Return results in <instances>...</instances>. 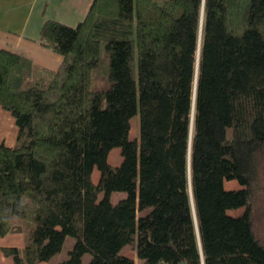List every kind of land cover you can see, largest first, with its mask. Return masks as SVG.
Listing matches in <instances>:
<instances>
[{"label": "trees", "instance_id": "16d2710c", "mask_svg": "<svg viewBox=\"0 0 264 264\" xmlns=\"http://www.w3.org/2000/svg\"><path fill=\"white\" fill-rule=\"evenodd\" d=\"M38 41L62 56L52 72L0 48L18 127L0 142V235L27 234L4 255L39 264L72 236L56 264H135L126 244L142 264H264V0H92Z\"/></svg>", "mask_w": 264, "mask_h": 264}, {"label": "crops", "instance_id": "0c3cea01", "mask_svg": "<svg viewBox=\"0 0 264 264\" xmlns=\"http://www.w3.org/2000/svg\"><path fill=\"white\" fill-rule=\"evenodd\" d=\"M91 2L92 0H0V48L27 57L43 73L54 71L62 56L39 43L38 34L42 22L45 19H56L74 26L83 19ZM17 133L14 117L0 106V142L8 146L15 145ZM26 244L25 231L0 235V264H15L11 257L4 255L3 247L23 248ZM129 255L135 264H142L134 255Z\"/></svg>", "mask_w": 264, "mask_h": 264}, {"label": "rangeland", "instance_id": "374dc122", "mask_svg": "<svg viewBox=\"0 0 264 264\" xmlns=\"http://www.w3.org/2000/svg\"><path fill=\"white\" fill-rule=\"evenodd\" d=\"M158 1L161 2L162 0H158ZM101 48H102L101 49L102 55H104L103 46ZM138 135H139V116L138 114H135L130 119V130L128 134L129 144L134 145L135 139L138 138ZM121 160H122V156H121L120 148L114 147L113 149H111L108 155L109 163L113 166H117L120 164ZM261 167H262V170H264V162H261ZM98 178H99V171L96 168H94L93 173H92V179L94 181H98ZM257 181H258V185H260L261 182L264 183V179H257ZM225 185L227 188H240V185L235 180L226 181ZM101 196L102 194L99 195V197ZM125 196H126V193L123 191H114L111 193L110 199L112 202L115 203L119 199L124 198ZM150 210H151V207L143 208L139 211V214L141 215L149 214ZM230 213L240 214L242 213V209L231 210ZM260 219H261V222H258V225L260 226L261 231L264 232V213L263 215L260 216ZM73 244H74V238L72 236H66L62 249L58 253L53 255L49 260L42 261L41 264H56L57 262L67 258L68 252L72 248ZM121 253L128 255V256H130L129 254H132L134 255V258L136 260H139L142 262V260L136 256L134 244H126L125 246H123V248L121 249ZM89 260H90V254L85 253L82 257V264H87Z\"/></svg>", "mask_w": 264, "mask_h": 264}]
</instances>
